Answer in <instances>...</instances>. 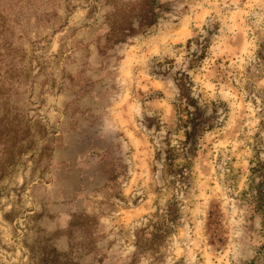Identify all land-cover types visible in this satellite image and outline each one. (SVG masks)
<instances>
[{
	"label": "rangeland",
	"instance_id": "1",
	"mask_svg": "<svg viewBox=\"0 0 264 264\" xmlns=\"http://www.w3.org/2000/svg\"><path fill=\"white\" fill-rule=\"evenodd\" d=\"M0 264H264V0H0Z\"/></svg>",
	"mask_w": 264,
	"mask_h": 264
},
{
	"label": "trees",
	"instance_id": "2",
	"mask_svg": "<svg viewBox=\"0 0 264 264\" xmlns=\"http://www.w3.org/2000/svg\"><path fill=\"white\" fill-rule=\"evenodd\" d=\"M179 86V109L180 117L178 124L184 130L185 140L182 142L183 153L186 156L194 155L204 133L213 126L214 112L208 113L204 103L193 95L192 83L187 75L178 77ZM184 114L183 116H181ZM173 149L171 152L173 154Z\"/></svg>",
	"mask_w": 264,
	"mask_h": 264
}]
</instances>
